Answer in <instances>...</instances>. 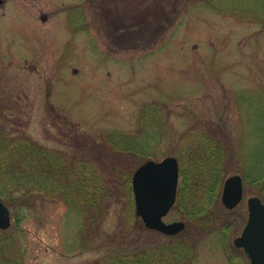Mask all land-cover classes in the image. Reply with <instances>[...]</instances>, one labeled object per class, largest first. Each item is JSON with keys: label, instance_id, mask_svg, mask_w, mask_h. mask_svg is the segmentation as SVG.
<instances>
[{"label": "rangeland", "instance_id": "374dc122", "mask_svg": "<svg viewBox=\"0 0 264 264\" xmlns=\"http://www.w3.org/2000/svg\"><path fill=\"white\" fill-rule=\"evenodd\" d=\"M2 1L0 129L55 154L72 183L12 214L0 264H110L139 240L159 254L189 244L191 264H249L233 241L248 199L264 200V0ZM215 152L223 182L243 176L242 203L225 209L221 187L213 220H186V237L147 231L136 169L176 157L189 190L202 185L194 204ZM178 203L166 223L182 220Z\"/></svg>", "mask_w": 264, "mask_h": 264}, {"label": "trees", "instance_id": "16d2710c", "mask_svg": "<svg viewBox=\"0 0 264 264\" xmlns=\"http://www.w3.org/2000/svg\"><path fill=\"white\" fill-rule=\"evenodd\" d=\"M215 153L213 168L211 167L204 177L200 174L205 182V191L202 199L194 204L188 203L185 199L191 198L195 201L196 191L202 185H198L196 191H190L187 173L181 169V176L184 177V180L180 184L178 207L183 211L184 217L189 223L188 226L194 221L206 224L213 220V216L208 215L212 209L208 205L207 196L214 199L216 193L220 192L225 177L222 171L227 159L224 153ZM56 160L55 154L40 145L38 146L29 138L21 137L14 141L0 129V199L14 216L18 218L22 214L21 207L30 206L36 194L51 197L55 193H65V198L71 194L68 185L69 182L72 183V180H69L71 174L67 171L68 169L64 168V165H58ZM197 160L203 164L193 166L201 170L206 164V157L197 158ZM181 235L186 237L184 232ZM170 238L171 241L176 239ZM137 244V248L133 245L134 250H131L132 246L129 245V250L118 252L115 256L110 257L109 263L191 264L195 256L194 247L180 242H171L167 247L161 249L160 254L151 246L140 247V240L137 241Z\"/></svg>", "mask_w": 264, "mask_h": 264}, {"label": "water", "instance_id": "95a60500", "mask_svg": "<svg viewBox=\"0 0 264 264\" xmlns=\"http://www.w3.org/2000/svg\"><path fill=\"white\" fill-rule=\"evenodd\" d=\"M3 1L0 0V5ZM180 167L176 157L162 161L148 160L136 169L132 178L136 214L144 227L175 236L185 230L184 221L166 223L164 217L174 208L179 187ZM244 184L241 175L228 177L223 186L222 204L235 209L243 200ZM248 221L241 235L233 241L243 249L249 264H264V202L259 197L248 200ZM9 208L0 199V230L11 227Z\"/></svg>", "mask_w": 264, "mask_h": 264}, {"label": "flooded vegetation", "instance_id": "af4514ba", "mask_svg": "<svg viewBox=\"0 0 264 264\" xmlns=\"http://www.w3.org/2000/svg\"><path fill=\"white\" fill-rule=\"evenodd\" d=\"M183 217H184V214H183V212H182V213H181V218L184 219Z\"/></svg>", "mask_w": 264, "mask_h": 264}]
</instances>
